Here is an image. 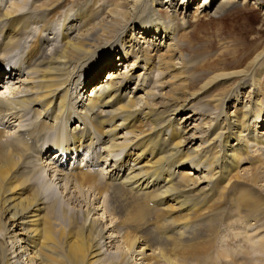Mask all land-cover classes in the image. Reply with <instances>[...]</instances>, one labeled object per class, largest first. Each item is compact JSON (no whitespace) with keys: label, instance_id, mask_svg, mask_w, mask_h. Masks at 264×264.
Segmentation results:
<instances>
[{"label":"bare ground","instance_id":"bare-ground-1","mask_svg":"<svg viewBox=\"0 0 264 264\" xmlns=\"http://www.w3.org/2000/svg\"><path fill=\"white\" fill-rule=\"evenodd\" d=\"M245 1L116 0L78 13L76 35L63 28L58 45L44 33L54 7L0 8V68L14 66L0 72V264H216L225 217L236 211L264 231V167L248 150L264 148L254 128L263 124L264 49L244 67L233 56L227 65L226 47L205 63L183 54L192 4V19L221 24ZM32 23L42 25L28 44ZM220 83L229 91L207 98ZM118 129L130 137L119 140ZM245 161L254 171L243 173Z\"/></svg>","mask_w":264,"mask_h":264},{"label":"rangeland","instance_id":"rangeland-1","mask_svg":"<svg viewBox=\"0 0 264 264\" xmlns=\"http://www.w3.org/2000/svg\"><path fill=\"white\" fill-rule=\"evenodd\" d=\"M14 1L24 4V9H27L32 2H35L34 4H32L31 9L35 11H40L42 14H45V10L48 8L54 7V9H56L57 11L55 12V14H51V16L49 15L50 18L49 17L48 18H49L50 27L49 30L45 31L44 33L45 35L49 33L47 35L51 40L50 42L52 44H55L53 42L56 41V45H58L61 37V31L64 30L63 28H65L67 32L69 31L68 32L69 36L74 37L76 35V31H77L76 27L79 25V23L76 21L77 20L76 16L78 13H80L85 8L90 10V7H92L93 10H100L103 12L108 8L109 9L112 8L116 0H37V1L36 0H0V8L7 9V7H9L8 5L10 3H13ZM194 5L195 4H192V6L187 11V13H185L186 20L179 15L188 24L187 28H188V32H189L188 35L190 40V43H188V45L186 44L187 41H185V45L183 46L184 49L183 54L185 55V57L186 56L188 58L192 57L193 63L211 62L212 59H215L216 56L220 55L221 52H223L222 48L226 47L227 48L225 50L226 53L227 51L229 52V55L224 57V59H226L225 61H227L228 63L227 65L230 64L229 63L230 59L233 56L239 58L242 62V66L244 67L245 64L247 63V60L245 61V59L248 58L249 60L251 58V55L253 54L254 51L253 49L255 48L264 49V0H257V2L254 0H246L244 5L242 6V9H238L241 11L237 13H230V15L225 16L223 19H221L223 21L221 24L214 23L216 18H212L209 16L208 17L201 16L200 18L192 19L193 16H195L193 10L194 9L193 7H195ZM158 11H160L161 14L165 16L167 14L168 15L172 14L171 12L168 13L167 11H164L163 8H158ZM65 17H67L66 21L63 20ZM46 18L47 17H45L44 19ZM41 25L42 24L39 25V23H32V25H30V32L24 37V40H26L28 44L30 43L29 41L31 40V38L32 39L35 38L33 37L35 36L36 34L35 32L37 31L35 29H39ZM126 34L125 36H127V39H129L131 37L130 33H128L127 31ZM22 48L23 47H21V49H19L18 51L20 52L21 50H23ZM49 48H51V44H49V46L47 47L48 50ZM131 60L132 59H129L127 60V62ZM118 69L119 71L122 70V66L118 67ZM136 69L137 70H135V72L142 71L140 67ZM108 72L109 70L105 71V73L100 74L99 75L100 78L97 77V79L98 80L102 79L104 75L109 76V74L107 75ZM161 81H164V79H162ZM94 84L95 82H91L90 85L87 87V89L88 88L90 89L91 86ZM170 84L172 83H168L167 85ZM134 85L135 84H133V82L130 81L128 83V88L126 89V91L133 93L135 89L133 87ZM229 87L230 85L228 84H223V83L217 84L213 88H211L207 93H205V96L207 98H213V96L220 95L225 91H229L230 89ZM260 87L264 89V75L261 77ZM0 88L3 89L1 82H0ZM77 91H79V89ZM139 93L141 94L142 92ZM243 100L244 99H241V101ZM158 101L159 100L152 102L153 104L156 103V105H154V111L159 109V106H161L157 104ZM230 106H232V104H230ZM232 111L233 109L232 107H230L228 109V112L230 113ZM189 113H190L189 110L184 111L183 113H179L174 118L175 123L179 124L181 119ZM74 120L75 119H73L72 122H70L68 125L70 126L72 123H74L73 122ZM141 126L140 127L138 126L139 127L138 129L148 130L149 128V126L147 125L143 127ZM254 128L255 131L257 132H264V115H263V124L255 126ZM124 130L125 129L122 130L118 129L117 135L119 140H121L123 137L129 136V135L128 136L124 135ZM50 134L51 132L49 133V135ZM248 150H250V153L252 155L250 158L254 156V158L260 162L259 169L263 168L264 148H262L261 145L256 144L253 145L252 147L249 146ZM82 156H84L83 153H80L79 157H77L76 163L78 162V164H80V158ZM122 156L123 153L121 157ZM118 158L120 157L118 156ZM247 161H245L241 165L242 166L241 168H244L243 173L254 171L252 165L247 163ZM67 164L68 167L72 165L71 161L69 160L67 161ZM102 168L104 167L102 166L101 167L97 166L96 168L94 167V169H98V170H103ZM67 169L69 170V168ZM260 171L261 170H259V172ZM263 179H264V175H263ZM235 185H240V183L235 182ZM227 203H228L227 201L225 202L223 201V203H221V206L222 205L223 206L221 207L219 205V207L216 208H224V206H226ZM63 207L64 208L66 207L65 204ZM69 207H72V205ZM60 208L61 207H57L56 209L57 211V216H55L56 220L59 221L60 224L64 222V225H66L67 223L65 221L67 219L65 218L66 219L65 220L64 218H62L63 217L61 213L62 210ZM98 212L100 214L101 211ZM229 218L230 219L226 220L227 218L225 217L217 227V232L213 237V243L215 244L214 245L215 248L213 247L210 252L211 256H213L212 259L216 258V256L219 257V260L217 261L216 264H232V263L233 264H264V231L263 232L257 231L258 233H256V231H253L252 228L250 227V225L253 223L246 220L242 221L238 219V213L236 211H234L232 213V216ZM148 219H151V223L154 222V215L150 214L146 220ZM4 222H6L5 219ZM196 230L200 232L199 229ZM123 232L124 230H121L119 231V234H122ZM132 232L133 231H131L130 233ZM187 234L193 237V228H191V232ZM140 242L142 243H140L138 246L144 243V241H140ZM106 256H105V260H108L110 258L115 257L116 255L115 256L106 255ZM138 259H140V257H136V260ZM140 261L142 260L136 262L140 263Z\"/></svg>","mask_w":264,"mask_h":264}]
</instances>
